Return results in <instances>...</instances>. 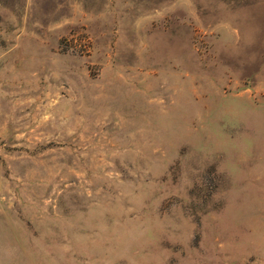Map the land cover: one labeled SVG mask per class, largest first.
<instances>
[{"label": "rangeland", "instance_id": "rangeland-1", "mask_svg": "<svg viewBox=\"0 0 264 264\" xmlns=\"http://www.w3.org/2000/svg\"><path fill=\"white\" fill-rule=\"evenodd\" d=\"M0 264H264V0H0Z\"/></svg>", "mask_w": 264, "mask_h": 264}]
</instances>
